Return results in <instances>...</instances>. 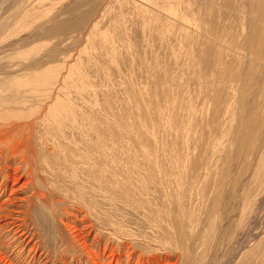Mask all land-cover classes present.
Here are the masks:
<instances>
[{"label":"rangeland","instance_id":"obj_1","mask_svg":"<svg viewBox=\"0 0 264 264\" xmlns=\"http://www.w3.org/2000/svg\"><path fill=\"white\" fill-rule=\"evenodd\" d=\"M11 56L40 62L29 72L73 64L92 92L58 151L78 162L102 251L264 264V0H0L6 75ZM0 234L17 264H91Z\"/></svg>","mask_w":264,"mask_h":264},{"label":"bare ground","instance_id":"obj_2","mask_svg":"<svg viewBox=\"0 0 264 264\" xmlns=\"http://www.w3.org/2000/svg\"><path fill=\"white\" fill-rule=\"evenodd\" d=\"M11 59L16 57L9 59L8 74L0 72V233L5 231L15 239H22L21 243H32L31 252L38 254L41 250L40 257L46 260L53 261L57 257L54 253H59V247L63 246L82 252L91 264H123L122 256L114 254L113 246L109 254L108 244L102 251V245L97 244L101 240L99 234L90 241L95 224L89 217L86 186L82 188L78 180V162L64 153L61 158L58 151L61 146L58 133L82 127L78 112L88 105L92 92L83 86V76L73 64L64 67L65 74H60L58 66L29 72L40 62L17 57L15 63ZM88 160L85 157L82 164L86 174ZM68 184L73 188L70 194ZM61 217H67V221ZM58 222L69 229L68 246L63 245L64 233L60 243L53 238ZM124 246L129 251L130 246ZM145 259L138 254V264H151V260ZM0 264H17L2 251V246Z\"/></svg>","mask_w":264,"mask_h":264}]
</instances>
